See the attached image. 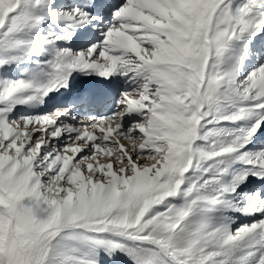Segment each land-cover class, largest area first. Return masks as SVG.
I'll return each instance as SVG.
<instances>
[{
	"label": "snow or ice",
	"instance_id": "6c2138e0",
	"mask_svg": "<svg viewBox=\"0 0 264 264\" xmlns=\"http://www.w3.org/2000/svg\"><path fill=\"white\" fill-rule=\"evenodd\" d=\"M0 264H264V0H0Z\"/></svg>",
	"mask_w": 264,
	"mask_h": 264
}]
</instances>
